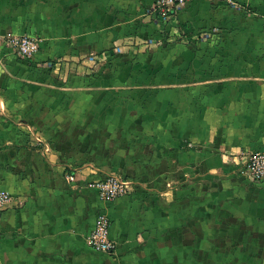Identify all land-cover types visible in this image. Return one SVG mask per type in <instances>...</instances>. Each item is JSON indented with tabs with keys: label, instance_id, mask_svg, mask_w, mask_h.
I'll use <instances>...</instances> for the list:
<instances>
[{
	"label": "crops",
	"instance_id": "0c3cea01",
	"mask_svg": "<svg viewBox=\"0 0 264 264\" xmlns=\"http://www.w3.org/2000/svg\"><path fill=\"white\" fill-rule=\"evenodd\" d=\"M230 1L168 27L155 0H0V264H264V190L242 203L220 182L264 151V0ZM97 171L135 191L101 201ZM100 214L114 254L86 244Z\"/></svg>",
	"mask_w": 264,
	"mask_h": 264
},
{
	"label": "built area",
	"instance_id": "2783aa9c",
	"mask_svg": "<svg viewBox=\"0 0 264 264\" xmlns=\"http://www.w3.org/2000/svg\"><path fill=\"white\" fill-rule=\"evenodd\" d=\"M193 1L215 3L220 0H155L153 12L157 15L159 24L171 27V23L176 22V12ZM225 1L232 4L230 0ZM2 42L23 60L34 58L40 50V40L30 36L9 34L2 38ZM35 140L44 153L51 152V148L44 143L42 138L36 136ZM241 172L243 177L250 182L264 183V151L251 152L246 155ZM66 181L77 184L74 175H67ZM84 186L95 190L101 201L113 202L133 193L137 183L127 176L112 174L86 182ZM12 199L8 191L0 190V216ZM110 226L111 221L107 215L97 216L93 230L86 239V244L96 253L114 254L116 252L117 244L110 238Z\"/></svg>",
	"mask_w": 264,
	"mask_h": 264
},
{
	"label": "rangeland",
	"instance_id": "374dc122",
	"mask_svg": "<svg viewBox=\"0 0 264 264\" xmlns=\"http://www.w3.org/2000/svg\"><path fill=\"white\" fill-rule=\"evenodd\" d=\"M133 47V48H132ZM136 46H131V45H125V53L126 54H129L131 51H133V53H135V52H137L134 48H135ZM147 47H151V45H149V46H147ZM148 48V49H149ZM141 53V52H140ZM78 101V103L75 101V100H72L71 102H70V107H69V109H71L72 107H73V105L74 104H76L77 105V110H76V112H79L80 113V109L81 108H79L80 106H81V104H83V101H81V100H77ZM65 110V109H64ZM72 112V110L71 111H69V115H70V113ZM85 116H82V117H80V118H84ZM57 119H59V118H57ZM18 120H19V118H18ZM20 122H22L23 123V125H27V126H31L32 128H33V122H34V120L33 119H31V117H27V116H23V117H21V120H19L17 123H20ZM21 123V124H22ZM72 127H74V128H76L75 127V125H72ZM75 133H73V135H74ZM51 148H52V150H55L52 146H51ZM76 151H77V149H76ZM87 164H89V163H87ZM86 163H84L83 165H81L82 167L84 166V167H87V166H90V165H87ZM80 166V167H81ZM94 167H96V168H98V169H101V170H103L102 168H99V167H97V166H94ZM99 175H101V174H99V171H97V174H96V177H98V178H103V177H105V176H103V177H99ZM105 175V174H104ZM225 179V178H224ZM221 182V184H222V182H224L225 184H227L226 185V187L227 188H236L237 190H238V196H237V201H241L242 203H244L243 202V199H247L248 197H252V199L255 201L254 203H260L261 201H262V199H261V192L264 190L262 187H259V186H257L255 183H253V182H250V181H247V179H244L243 177H235L233 180H227V181H225V180H221L220 181ZM223 187H225V185H222ZM251 194V195H250ZM247 197V198H246Z\"/></svg>",
	"mask_w": 264,
	"mask_h": 264
}]
</instances>
